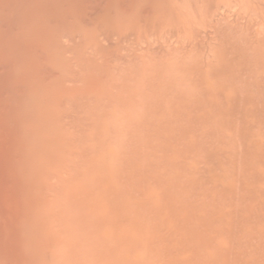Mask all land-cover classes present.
<instances>
[{"label": "bare ground", "instance_id": "6f19581e", "mask_svg": "<svg viewBox=\"0 0 264 264\" xmlns=\"http://www.w3.org/2000/svg\"><path fill=\"white\" fill-rule=\"evenodd\" d=\"M248 2L253 7V8L251 7L252 9H254V7H256V6H257V8L258 7L261 8L264 5V2H263V5H261V7H260V4H262V0H261V2H260V0H259V2H257V0H0V264H81L80 260L82 259V257L80 258L78 256H79V253L82 252V250H81V247H79V246L81 244L82 245L88 244L90 239H88L89 237L86 235L85 229L84 230L82 229V227L84 228V223L81 220H80V224L77 223L78 224L77 226H79L78 229H77L76 225H75L76 229L75 228L72 229L74 227V224L72 227L71 215H72V218H74L73 217L74 216L73 211L75 209L73 210L72 207L69 208V205L67 204V203H69L68 200H69V198H71V195L73 193L74 194L78 193L77 188H74V187L77 186V184L79 187V185H80L79 182L81 183V185L83 183V186H84V188H82V190L79 189L80 193H82L81 191H83L84 189L86 191L87 188L88 189H89V187L92 188L90 186V183L92 181L96 186V183H98L102 179L100 181L101 182L100 186L96 187L97 188L96 192H94L95 188H93L94 191H93L92 196L95 198V197H97V195H95V193L98 194V192L105 193L106 191L107 192L109 191V195L106 193L107 196L105 197L104 200L98 201V197L100 200L99 194H98V197L95 198V199H97L96 201H95V199H94V201L92 200L93 198L90 194L87 195L88 197L84 196V197H86L85 199L83 197H81V198L83 200H85L84 202H87V201L92 202V203L90 202L91 205L87 206V207H91L92 210L96 206L99 209L100 205H101V210L99 209L101 212H102V208H103V210L107 211V214L109 212V214H108L109 216H107L105 211L102 212V214H101L100 212H98V209L96 212V208L94 211H89L91 208L87 209L89 212H92V213L94 212V214L91 215L92 217L94 215H96L97 213H99V216H100V214L102 216L104 213L105 218L100 216V219L103 218L102 220H104V221L106 219V222L108 224L105 223L104 227L102 226L103 229L105 228V226L107 224L106 228L110 227V225H111L113 227V230H114L113 235H111L112 230H111V233L108 235L109 238L112 237L114 240L111 238L112 241L111 242L109 240L108 241L113 244V247L115 245L118 246L117 243L120 245V242H119L120 240L118 241L116 239L118 237H121V239L123 240L122 237L125 235V232H123L124 235L121 236L122 232L120 230L117 231L115 229L120 227L121 222L123 221V219L126 220L128 215H126V218L123 217V216H125L126 212H124V210H122L120 208L121 205L119 204V201H118L117 192L120 191L119 195L121 197H123V193L120 190V186H122L123 184L121 185V183L118 182L119 178H120L118 176L122 174L123 170H121V168L119 169V167H121L122 164H120V163L123 162V159L126 160V163L129 162L125 158L127 157V158L131 159L130 158L131 154L130 155L128 154L129 157L126 154L124 156V154L121 152H118V154H116L117 148L114 147L115 145L113 144L115 141L112 143V146L114 147L116 153L114 151V153L111 154V152L109 153L108 149L106 148L108 146L111 147L110 146L111 142L109 143V141L107 140L108 143H106V144L108 146H105L104 140H106V138H104V134H105V137H108L109 135L112 136L111 133L113 131L111 130V126H113L112 122L114 123L115 120L112 121V114H110V112H112L114 110V108L113 109L110 108V110H109V108H105L103 106V101L106 103L108 101V99H110V101L113 99L112 103H115L114 105L118 104L119 102L121 103L120 105H122L121 101H124V97L122 98V95H121V98H120V95L119 96L116 95L118 93L121 94V92L118 89L121 87H117L116 81H118V82L121 81V76H122L121 74L122 73L124 74V71H125V70L124 71L118 70L119 63L123 62L124 64L125 63L127 64L128 62L131 63L132 61H135L136 58H135V55H133L134 52H137L136 53V56H138L137 60L139 59V62H140V57H141L140 55H141V52H143V49H142L143 43H144V46L147 45L146 49H144L145 53L143 52L144 55L142 53V55L145 57L144 61L147 58L149 59L150 57L147 56L148 52L146 50H150V52H151L154 50V48L155 49H156V47L159 48L161 43H162V45H164L165 42H167V43L170 42V44H171V42L176 43V41H177V43H178V39H179L178 37L181 38V36H182V38H184L182 32L183 31L185 32V30L188 29V27H191V24H192V27L195 26L196 29L195 28H193L194 30L188 29L190 31H188V33L187 34L185 33V34H186V37H187V35H189V37H187V39L189 38V40L184 38L185 40L184 39L183 40L185 41V43H186V41H187V43H188V41H193L192 38H194L193 35H194L195 31H196L195 34L198 31L200 33L201 30H202V32L204 31L203 36L205 38L208 35L207 33L209 32V29L213 27L210 25L208 27V24H207L208 21H209L208 23L211 22L210 24L214 25V23H212V22L215 21V19L213 18L215 16V17H217L216 20L219 19V21H220V22H218V21L215 22L216 26L218 25L219 28L220 27L225 28L226 23L228 21H231V23H232V19L229 18L230 20L225 21L224 17L226 18L227 15H229V17H231L232 14L236 15L237 9H238V12L240 11V9L243 10L245 7V4L248 5L247 4ZM256 2H257V4H259V6L255 5ZM199 4H200V7H198ZM199 8H201L200 12L198 11L199 15H201L203 20H208L206 22L205 21L203 22V20H202L201 24L199 22V27L201 26L200 28L196 27V25H195L196 22L195 23L193 22L195 18H198V15L194 18L192 16L193 21L192 20L191 21L193 23H191V24L189 22L190 19H187L188 18L187 16L191 15L188 13L198 14L197 10H199ZM246 8H247V6H246ZM249 8H250V6H249ZM252 9H246V11L252 10ZM258 11H259V15H260V13H262L261 15H263V17H259L260 18L259 21H261V18H264V7H263V10H261V12H260V10H258ZM254 12H256V10ZM239 13H237V16H236L237 18H238ZM245 15L247 16V14H245ZM245 15L243 17L242 12H241L240 13V17L242 16L241 19H243V20L250 19V16H251L250 14H249V18L248 17L246 18ZM253 15H255V14L253 13ZM257 15H258V12H257ZM219 16L223 17L225 24H223V22L221 21L222 18L221 17L219 18ZM240 17H239V20H241ZM253 17L251 16V18H253ZM200 18H199V20H200ZM232 18H233V20H235L234 17H232ZM239 20L236 19L238 24H239ZM255 20L256 19H254V21ZM257 20H256V22H257ZM254 21H251V22H254ZM187 22H188V27H187ZM221 22H222L223 26H222ZM203 23H204V26H205V24H207L206 26L209 28V29L207 28L208 31L205 28L206 26L203 27L206 30L202 29ZM235 23H234V26H235ZM245 23L247 24V22H244V24ZM256 24L262 26L261 25L262 23L257 22ZM253 25L255 26V23ZM263 25H264V22H263ZM197 26H198V23H197ZM183 27L185 28V30L182 29ZM214 29H215V27L212 28L213 33H211V31H210L209 35L214 34V32L216 31V30L214 31ZM227 29H229V28H226L225 30L227 31ZM220 30H224V29H220ZM225 30H224V32L222 31L223 34L226 33ZM231 30H232V28H230L229 34H231ZM234 30H235V28H234ZM261 30H263V29H261ZM219 31H217V32H219ZM222 32L218 33L217 35L222 34ZM205 34H206V36H205ZM223 34L221 36H218L219 39L222 38L220 40L221 42H222V40L224 41V37H223L224 35ZM227 34H228V32L226 33V36H227ZM234 34H236V33H234ZM237 35L239 37V33ZM198 36L199 35L195 36L197 38V39L195 38L196 41L200 42L201 39L202 40L204 39L203 37L201 38L202 35L200 36L201 39H198ZM214 36H215V38H217L216 35H214ZM214 36L213 37L211 36L212 41L214 40ZM226 36H225V42H228V40H229V43H230L231 40L230 39L227 40ZM240 36L245 38V36H243L242 34H240ZM257 37H258V35H257ZM259 37H261V36H259ZM211 39L208 38V40H207L208 43L210 42ZM261 39L259 41H261ZM183 40H182V42L184 43ZM239 41H240V39H239ZM180 42H181V40L179 41V44H180ZM198 42H196V43H198ZM214 42H215V40H214ZM225 42H223V43H225ZM135 43H136V46H135ZM150 43L153 44L152 47L150 46L151 48L148 47L149 45H151ZM154 43H155V45H154ZM157 43L159 46H157ZM192 43H194V42H192ZM131 45H134V46H131ZM186 46H188V45H186ZM190 46H191V44H190ZM130 47H131V49H130ZM165 47H167V46H165ZM178 47H180V45H178ZM133 48H135L137 51H135ZM169 48L171 49L170 45H169ZM169 48H167V50ZM177 48L175 47V50ZM129 50L130 51L134 50V51L130 52V54L132 53L131 56L129 55ZM138 50H140V51H138ZM156 51H158V50L156 49ZM172 51L173 50H171V53H172ZM177 51H179V50L177 49ZM138 52L140 53V55L138 54ZM146 52H147V54H146ZM154 53L155 54L153 56L156 57V52H154ZM150 54H152V53H150ZM150 54H148V55L150 56ZM165 54L167 55V53H165ZM195 54L193 55V58H194ZM177 55H178V53H177ZM129 56H130V58L133 56L131 58V60H130ZM143 56L141 57V59H143ZM127 58H129L128 62H127ZM151 58H150V60H151ZM133 59H135V60H133ZM154 60H153V62H154ZM141 61L143 62V60H141ZM179 61H181V60L179 59ZM194 61L197 62L196 59ZM153 62L151 60V63H153ZM158 62H159V60H158ZM137 63H138V61H137ZM186 63L188 64V62H186ZM124 64L122 65L123 67L120 64L119 66H121V67H119V68L125 69L124 66H126V65H124ZM128 64H127V66H128ZM133 64H136V61ZM129 65L131 66V64H129ZM152 65L154 66V64H152ZM172 65H173V63H172ZM197 65H198V62H197ZM116 66H117V68H116ZM127 66H126V68H127ZM135 66H136V68H138L137 65H135ZM193 66H195V65H193ZM132 67H129V68L131 69ZM139 67H140V65H139ZM198 67H200V66H198ZM134 68L135 67H133L132 70H134ZM194 68L197 69V67H194ZM115 69L117 72H122V73L121 74L117 73L116 71H114ZM141 69L143 70L145 68H143L141 66ZM198 69H200V68H198ZM166 70H167V68H166ZM188 71H185V72H188ZM112 72L119 74L120 77L117 74H115L114 76L117 75L115 78L112 75ZM141 72H143V71H141ZM208 72H210V71H208ZM199 73H200V71H199ZM192 74L194 75L195 73H192ZM130 75H132V74L130 73ZM133 75H132V77H133ZM111 76H113L114 79H116V81L113 80V77H111ZM142 76L143 75H141V77ZM127 77H128V75H127ZM190 77H191V75H190ZM119 78H120V80H119ZM129 78L128 79L131 80V76ZM170 78H171V76H170ZM110 79H112L113 84H115L114 82H116V84H115L116 87H114L113 84L111 85ZM132 79H134V78H132ZM146 79H148V78H146ZM173 79L176 80V78H173ZM192 79H193V77H192ZM125 80L126 81H124L122 79V81L120 82V84H118V86H122L123 81H124L123 83L127 84L128 81H127V79H125ZM194 80H196V78ZM191 83H192V81H191ZM152 85H153V82H152ZM219 86H221V85H219ZM126 87H128V86H126ZM130 87H131V85H130ZM174 87H175V85H174ZM217 87H218V85H217ZM217 87H216V89H217ZM114 88L116 89V92H115ZM192 88H193V85H192ZM214 88H212V89L214 90ZM122 89H123V86H122ZM122 89H121V91L123 92ZM218 89H219V87H218ZM117 90H118V93H117ZM131 91H132V89H131ZM224 92L225 91H223V93ZM223 93H221V94L223 95ZM136 94H137V92H136ZM111 95H112V98H111ZM175 95H177V94L175 93ZM127 96H129V95H127ZM133 96H134V94H133ZM171 96L173 97V94ZM115 97L118 98V101H117V98H115ZM141 97H143V96H141ZM114 98L116 101L114 100ZM165 98H166V96H165ZM170 98H169V101H170ZM130 99L131 98L128 99V104L125 103V105H124V103H123V108L125 111H127L125 107L127 105L131 104ZM146 100H147V98H146ZM137 102L140 105V103H139L140 101L137 100ZM137 102H136V104H137ZM101 103H102V107H101ZM144 104H145V102H144ZM139 105H138V107H139ZM146 105H147V103H146ZM96 107H98L99 110ZM121 107L122 106H120V108ZM95 108L97 110H95ZM127 108L129 109V106H127ZM131 108L133 109L134 107H131ZM175 108H176V106H175ZM167 109L168 108H166V110ZM170 109H171V107H170ZM219 109H221V108H219ZM101 110H103V111H101ZM108 110L110 112H108ZM124 110L123 109L121 110L122 114H125ZM225 110L224 109L222 110L223 111L222 115L224 114ZM96 111H97V113H96ZM98 111H101L100 114L98 113ZM118 111H119V109H116V111H115L116 115H117ZM130 111H131V109H130ZM140 111L142 112V110H140ZM167 111H169V110H167ZM220 111H219V114H220ZM159 112H161V111L159 110ZM108 113L110 116L108 115ZM119 113H120V111H119ZM225 113L227 115V112H225ZM96 114L98 116H95ZM104 115H105V117H103ZM106 115H108V117H109V118L107 117V119L109 120L108 122H110V124L108 122H106L107 121ZM114 115H115V113H114ZM123 117H125V115ZM93 118L95 121H93L94 123L92 124ZM102 118H103V120H105V121H103L104 123L98 122V124H100V126H97L98 128H100L101 123H103L102 128H100L101 130L99 129L100 130L99 131L98 128L95 126L97 131L95 129H93V132L89 131L91 124L95 125L96 120L100 121V120H102ZM110 118H111V120H110ZM124 119L125 118H123V121H124ZM137 119L139 121H141V118L139 115H137ZM153 119H155V118H153ZM157 120H155V122ZM125 121H126V119H125ZM118 122H120V121H118ZM252 122H253V120H252ZM105 123L106 124L108 123L106 129L110 125V128H108V130L110 129L109 131H111V133H108L109 131H106L104 129L103 126L105 125ZM146 123H144V124H146ZM122 124L123 123H121V122H120V124L118 123L119 126ZM114 125H117L116 122L114 123ZM126 126H127V124H126ZM146 126H147V124H146ZM114 127L116 128V126H114ZM132 128H134V127H132ZM104 130L106 131L107 134L105 132H103ZM117 130L120 131L119 129H117ZM122 130H123V127H122ZM122 130L120 132H122ZM100 132H102V133H100ZM115 132H116V130H115ZM136 132H138V131H136ZM246 133H247V131H246ZM246 133L244 135L247 138L250 136V134H246ZM117 134L119 135L121 133H117ZM129 134H130V132H129ZM254 134H255V132L253 133V135ZM253 135H252V138H255V137H253ZM111 136H109L110 138L109 137L107 138V139H110V141L112 140L113 137H117V135L112 136V137ZM250 137L247 139L250 140ZM103 138H104V140L102 142L101 140ZM120 138H123V136H121ZM89 139H93V140H90L91 141L90 142ZM117 139L118 138H116V139L114 138V140H117ZM132 139H133V141L130 144L133 145V142L135 141V139L134 138H132ZM137 140H139V138ZM92 143H93V145L91 146ZM102 143H104V145ZM116 143H118V142H116ZM123 143H126V142H123ZM134 143L136 145V142H134ZM96 144H97L98 148L100 147L99 151L94 150V147ZM100 144H102V146ZM119 145H122L121 141H120ZM245 145H247V144H245ZM85 146L87 147V149L85 148ZM89 146L91 148H89ZM103 146L106 148L105 150H104V148H102ZM151 146H152V144H151ZM254 146H252V147H254ZM83 147L85 148V152H84ZM97 147H95V148L98 149ZM250 147H251V145H250ZM88 148L91 151V153H88L89 152ZM129 148L130 147H128V149ZM140 148H141V145H140ZM144 148H145V146H144ZM258 148L259 147H257L256 149H258ZM263 148H261V149H263ZM106 150L108 152V158H109L107 162H106V160H107L106 159L107 158ZM252 150H255V149L252 148ZM86 151L89 155L88 156L89 159H91L90 162H89L88 157L86 156L87 155ZM263 151H264V149H263ZM95 152L96 153L98 152L99 154L95 155L96 154ZM127 152H129V151H127ZM179 152H180V150H179ZM259 152L260 151L257 150L256 155L258 157L261 154ZM252 153H254V152H252ZM91 154H93V155L90 158ZM115 154H116V159L114 157ZM248 154H249V151H248ZM83 155H85L84 156L85 159L87 157V159H86L87 163H86V161H83ZM109 155H111V156L109 157ZM119 156L120 157L124 156V158L122 159V157H121V159H120ZM139 156L140 155H138V157ZM117 158L119 159V161ZM210 158H212L214 160L213 156L209 157V159ZM261 158H263V156ZM212 159H210L211 163L213 162ZM215 159H218V157H215ZM253 159H254V157H253ZM109 160H112V161L115 160L114 163H117L116 165L119 164L118 166H116L117 168H115V171L111 169L112 168L111 166H109L108 163H110V165H112L111 162H109ZM139 160L143 161L142 159H139ZM149 160L150 159H148V161ZM260 160L263 161L264 159H260ZM78 161L80 162V164L83 161V163H82L83 167H82V165H79V167H78V165H77L79 163ZM136 161H137V157H136ZM214 161H216V160H214ZM252 161H254V160H252ZM84 162H85V164H84ZM133 163H135V162H133ZM261 163H264V161ZM106 164H108V166ZM212 164L214 165V163H212ZM86 165H87V167H86ZM252 165H254V164H252ZM137 166H138V163L136 165V169H137ZM89 167H92V168L89 169ZM250 167L252 168V166H250ZM259 167H261L263 170L262 166H259ZM81 168H82V174L79 171L80 176L84 178L83 175L87 174V178H84V180L87 179V180H85V182H83V179H80L81 178L80 176L78 178V176H76V174H75V172H78L77 170H81ZM177 168H179V167L177 166ZM83 169H84V171L86 170L84 174H83ZM109 169H111V170H109ZM113 169H114V167H113ZM129 169L130 168L127 169V172L129 171ZM132 169H133V171L135 170V168H133V166H132ZM139 169H140V166H139ZM91 170H93V172ZM116 170H118V172H120L119 170H121L122 172L120 174H118L116 172ZM125 170L126 169H124V171ZM176 170L177 169H175V172H176ZM218 170H219V168H218ZM112 171L116 172V174L115 173H113V174H115L114 176L116 177V179L118 177L117 181H116L115 177L113 178V176H111V177L109 176L110 174H112ZM252 171H253V169H252ZM254 171L255 172L257 171L256 173H259L258 170H255V168H254ZM148 172H149V169H148ZM171 172H172V170H171ZM218 172H220V171H218ZM108 173H110V174H108ZM89 174H90V176H88ZM209 174H211V173H209ZM209 174H208V176H209ZM136 175H138V174H136ZM136 175H134L135 178H136ZM145 175H146L145 176V179H146L147 174H145ZM170 175L173 176L174 172H173V175L172 174H170ZM260 175H261V173L259 174V176ZM262 175H264V174H262ZM92 176H94L95 179ZM175 176H176V173H175ZM254 176L257 177V174L253 173L252 177L254 178ZM97 177H98V179H97ZM131 177H132V175H131ZM134 177H132V178L135 180ZM152 177H154V175ZM234 177H233V181L230 179L232 181L231 184H233V182H234V179H235ZM77 178H78L79 182L77 181ZM108 178H109V180H108ZM123 178L125 179L126 177H123ZM143 178H144V173H143L142 179ZM259 178L261 180L262 177H259ZM88 179L90 180V182L88 181ZM142 179H141V181H142ZM145 179H144V181H145ZM211 179L212 178L210 177V180ZM227 179H229V178H227ZM75 180H76V182H75L76 184L74 183ZM207 180H208V177H207ZM256 180H258L260 182V180L258 178H256ZM262 180H264V178ZM94 181H96V182H94ZM111 181H112V183L116 182V184L112 185ZM214 181H216V180H214ZM70 182H71V184H70ZM87 182H89V187L86 188L85 185L86 186L88 185ZM117 182L119 183L120 186L117 185ZM134 182H136V180ZM216 182H218V180ZM222 182H224V181H221L219 183H222ZM248 182H249V180H248ZM248 182H246V185ZM84 183H85V185H84ZM93 183H92V185H93ZM189 183H191V182H189ZM256 183H257V181H256ZM69 184L71 186L73 185V187L69 186L73 191L72 190H71L72 192L70 191L71 195H69V198L66 201L64 195L67 196L68 194H70L69 189H68ZM74 184H75V186H74ZM81 185H80V188H81ZM156 185H157V183H156ZM195 185H197V184H195ZM224 185H226V184H224ZM260 185L258 186V188L260 187ZM112 186H114V187H112ZM248 186H249V183H248ZM252 186H255V184ZM115 187H116V189H115ZM151 187H152V184H151ZM159 187H160V185H159ZM246 187H245V190L250 189V188L247 189ZM66 188H67V191H66ZM149 188L150 187L147 188L148 192L150 191ZM117 189H119V190H117ZM262 189H263V187H262ZM76 190H77V192H76ZM260 190H261V187H260ZM89 191L87 190L86 193H88ZM125 191H126V189H125ZM147 191H145L146 195L148 193ZM155 191H156V189H155ZM155 191H154V194H156ZM126 192H128V190ZM255 192L257 193V190ZM262 192H264V191H262ZM66 193H67V195H66ZM91 193H92V191H91ZM154 194H153V196H154ZM83 195H85V192H83ZM149 195H150V193H149ZM74 196L76 197V195H74ZM153 196L151 194L150 198ZM166 196H168V195L166 194ZM89 197H91V200H89ZM101 197H102V195H101ZM103 197H104V195H103ZM124 197H127V194H124ZM134 197L136 198L137 195H135ZM81 198L80 199L76 198V199H79V201H80ZM139 198H141L140 199L141 202L140 203L135 202V204H139L140 208H142V206L140 204L142 202H144V201H142V198H145V196L143 197V196L139 195ZM154 198H156V197H154ZM128 199L133 200L132 195H131V198H128ZM151 199H150V203H151ZM163 199H164V197H163ZM251 199H252L251 201L253 202V198H251ZM70 200L72 203V199H70ZM147 200L145 198V201H147ZM157 200H158V198H157ZM163 201H166V200L164 199ZM65 202H67V203H65ZM99 202H101V203H99ZM257 202H259V201L257 200ZM96 203L98 205L99 204L100 205L98 206ZM131 203H127L128 206H126V203H125V205L123 206L124 209H126V207H127L128 212H129V210H131L129 207V205ZM146 203H148V202H146ZM146 203H145V205H146ZM72 204L75 205L74 203H72ZM88 204H85L84 209L86 208V205H88ZM132 204H134V202ZM132 204H131V206H132ZM151 204L154 207V203L152 202ZM142 205H144V204H142ZM165 205H166V203H165ZM262 205H263V203H262ZM262 205H261V207H262ZM77 206L81 207L80 204L79 205L76 204V207L74 206V208H77ZM148 206H149V204H148ZM257 206H259V205H257ZM174 207H175V205H174ZM261 207H259V208H261ZM149 208L150 207H148V209ZM165 208H167V207H165ZM203 208H205V207H203ZM77 209H79V208H77ZM153 209L152 210L154 211V213H152V215L153 214L156 215V213H155L156 208L154 207ZM175 209H177V208H175ZM179 209H182V207ZM252 209H253V207H252ZM143 210H144V208H142V211ZM161 210L162 209L160 207V211ZM71 211H72V214H71ZM80 211H81V209H79V212ZM157 211H159V210H157ZM160 211H159V213H161ZM195 211H197V210H195ZM205 211L206 210L203 209V213H204L203 216L204 217L206 215ZM248 211H249V209H247V212ZM258 211H259V209H258ZM76 212L77 211H75V213ZM121 212H124V213H121ZM145 212H146V210H145ZM162 212H163V210H162ZM176 212H174V210H173V212L171 211V214L175 215ZM188 212L189 211L187 210V213ZM215 212H218V211H215ZM223 212L225 213V211H223ZM80 213L77 212V217H78V215H81ZM260 213H258L259 216L257 218L259 220L260 215H262V218L260 217V219L263 220L264 207H263V212L261 214ZM83 214L84 213L82 212V215ZM86 214H88V213L86 212ZM122 214H123V216H122ZM138 214H140V213H138ZM196 214L200 215V213H196ZM211 214H213V213H211ZM253 214H256V213H253ZM88 215L90 216V214H88ZM149 215H150V213H149ZM172 215L170 218L169 217L170 213H167L168 218L171 219L170 224L172 222H174ZM178 215H181V212L178 213ZM178 215H176L177 217L175 216L176 220H177V218H181V217H178ZM217 215H219V212H218V214L216 213V217H217ZM99 216L97 215L98 218H99ZM129 216H128L127 220H128V223H129L128 225L130 226V228H132V225H134V223H136V225L133 227L134 229L132 231L135 232V228H136V232H138V231H139V233L142 232V235H143V233L145 231V230H143L144 229L143 227L146 228L147 225L144 226L143 223H141L139 225L141 218L138 219L139 223H138V220L134 221V219H131V220H133V224L131 223L132 225H130L131 221H130ZM160 216L162 217V214H160ZM209 216L210 215H208V217ZM97 217L94 216V220H93V218H91L92 220L89 218L91 225H90V223L89 224L86 223V225L88 224V225L92 226V224L94 223L93 221H95ZM151 217L152 216H150V218ZM158 217H159V215H158ZM194 217H195V215H194ZM204 217H203V219L201 218V220H204V222L206 223ZM253 217H254V215H253ZM142 218H143V216H142ZM146 218L147 217H145V220H146ZM209 218H212V217L210 216ZM221 218L223 219L224 217H221ZM74 219H76V218H74ZM100 219H97V220L99 222H102V220H100ZM151 219L153 220L154 217ZM184 219H186V216ZM249 219H252V218H249V216H248V219H247V217H246V221H249ZM85 220H86V222H88L87 218ZM160 220L162 221V219H160ZM241 220H242V218H241ZM252 220L256 221V217H255V219H252ZM252 220H250V221H252ZM75 221L76 222L79 221V217ZM141 221H143V219ZM154 221H155V219H154ZM165 221L163 222V224L165 223ZM182 221L185 222V220H182ZM216 221L219 222L217 220V218H215V219L213 218V221L208 220V222H211V223L213 222V224H215ZM76 222H74V223H76ZM99 222L96 221V223L98 225H99ZM124 222H126V221H124ZM124 222L122 223L124 225V227H123V225H121V226L125 230V225H127V224ZM167 222H168V220H167ZM220 222H222V221H220ZM223 222H222V224H220V226L224 225ZM259 222L257 221L256 223L259 224ZM81 223H83V224H81ZM146 223H147V221H146ZM203 223H202V225H203ZM224 223H226V222H224ZM100 224L103 225L102 223H100ZM137 224H138V226H137ZM160 224H161V222H160ZM160 224L159 225L157 224L155 226V230L157 231V233H155V234L161 233V231L158 233V228H159L158 226H160ZM170 224L168 223V225H170ZM198 224H200V223H198ZM226 224H228V223H226ZM242 224H244V220H243ZM94 225H96V224L94 223ZM98 225L93 226L96 229L94 234H96L98 232L97 231ZM174 225L176 227V225H178V224L174 223ZM229 225L231 227V223ZM129 226H127V231H128ZM139 226H142L141 227L142 231H140L141 230L140 228L138 229ZM171 226H173V224H171ZM215 226L213 225V227H211V229L213 228L216 231L217 229L215 228ZM244 226H245V224H244ZM260 226H264V223ZM100 227L101 226L99 225L98 229L100 232H98V235L97 234L94 235V236H98L97 238H100V239L97 240L95 237V240L94 239L93 240H94V242L100 240V242H102V246H101V248H102L103 245H106L108 243V241L102 238L103 235L101 233ZM112 227H110V228L112 229ZM152 227H153V224H152ZM160 227H162V226H160ZM255 227H258V226H255ZM130 228H129V231H130ZM251 228L252 227H250L249 229H251ZM147 229H148V227H147ZM166 229H168V226ZM194 229H196V228H194ZM227 229H228V227H227ZM246 229L247 228H244V231ZM72 230L73 231L75 230L74 231L75 234L77 233V230H79L78 233H81L82 231H84L85 236H86L84 238L88 239L89 241L86 240V242H85L84 238L82 237V236H84V234H83L84 232H82L81 235H79L77 233L76 234L78 236L77 237L75 234H73ZM168 230L170 233V229H168ZM175 230L176 229H174V232H175V234H177V231H175ZM179 230H181L180 227L178 229V232H179ZM214 230H213V233L215 234ZM223 231H224V229H223ZM237 231H238V229H237ZM240 231H242V233H243V230H240ZM252 231L254 234L253 237L255 236V238H254L255 240H253V241H256V239H257L260 242V244H262L263 242L261 243V241L259 240L261 235H259V238H258V236L255 235L258 232L255 230L256 231V233H255L254 229H252ZM115 232L116 233L118 232V235H116ZM174 232H172L171 237L175 236ZM183 232L181 233V235H183V236H185L187 234L189 235V233L183 234ZM185 232H187V231L185 230ZM227 232H228V230H227ZM229 232H230V230H229ZM231 232H233V231H231ZM262 232H263V230L261 231L260 234H262ZM99 233L101 234V236H99ZM163 233L165 234L166 232L163 231ZM180 233H178L179 238H180ZM225 233H226V229H225ZM132 234H133L132 232H131V235H129L127 233L128 237L129 236H131V237L125 239L124 241L126 242V240H128L127 241V243H128L129 240H131L130 242L132 243L133 242L132 239H134V241H137V240H139V237L141 238V236L136 233L138 235V239L136 240L135 237L133 238L134 235H132ZM161 234H159L158 237H160V236L163 237V235H161ZM236 234L237 233H235V235ZM243 235L240 236L241 242L238 241V238H236L237 241L239 243H241V246L239 247L240 251L243 248L242 246L245 243L248 244V242L250 240L252 243V239H249V241H246L247 240V239H245L246 234H243ZM146 236H147V233H146ZM150 236L151 235H149L148 238ZM153 236L155 238V235H153ZM216 237L219 238L220 235L216 236ZM248 237H251V236L248 235ZM81 238H83V239H81ZM104 238H107V236L106 237L104 236ZM109 238H107V239H109ZM151 238H149V239L151 240ZM165 238H166V240L170 239V236H168V233H167V236ZM174 238H176V236ZM223 238H225V237H223ZM223 238L221 237V240ZM242 238H243V240L245 239V241H244L245 243L243 242V244H242V241H243ZM263 238H264V233H263ZM118 239H120V238H118ZM145 239L147 240V243L145 241H144L145 244H143V242H139V243L143 244L144 246L149 243L148 244L149 246L148 245L147 246L149 247V250L151 251L150 244L153 241L148 242L149 240L147 238H145ZM184 239L186 240V237H184ZM184 239H182V241ZM187 239H189V238L187 237ZM227 239L229 240V238H227ZM83 240H84V242H83ZM157 240L158 239H156V241ZM170 240L172 242V239H170ZM79 241H81V243ZM103 241H104V243H103ZM106 241H107V243H106ZM114 241H117V242H114ZM186 241H187V245H188V240H186ZM196 241L198 242L197 237H196ZM262 241H263V239H262ZM160 242H161V240H160ZM162 242H164V241H162ZM178 242L179 241L175 240L176 244H178ZM190 242L191 241H189V244H190ZM207 242L205 241L204 243H207ZM114 243H115V245H114ZM139 243L136 244V242H135V244H134V242H133L134 250H135L136 245L141 246ZM181 243L182 242H179L180 245H182ZM201 243H203V242H201ZM90 244H93V241L91 243H89V245ZM153 244H155V243H153ZM165 244H166V242H165ZM167 244H168L167 246H170L168 241H167ZM173 244H174V242H173ZM173 244H172V247H173ZM235 244H236V246L238 245L237 243H235ZM252 244H253L252 247H254L255 246L254 242ZM85 245H84V247L86 248V251L89 252V254L87 256H89L93 252V256L96 257L98 254V257H96V258H99V253H97V252H95L96 254L94 253V251L99 250L98 249L99 246L97 247L96 243H95L96 248H94V249L92 248V250H93L92 252L90 251V249H87V248H90L91 245L90 246L86 245L87 247ZM190 245H192V244H190ZM209 245H210V243H209ZM256 245H257V241H256ZM110 246H112V245H110ZM137 246H136V249H137ZM179 246L177 249H175L177 247V245L175 247H173L176 254H179L180 252L184 256H186L185 255L186 253L191 254L189 249H188V252L186 251V253L184 254L183 251L181 250L182 248H180ZM249 246H251V245L250 244L248 245V248H249L248 249L247 246L244 245V248L246 247L245 252H246V249H248V250H250V253H251V251L253 249L250 248ZM129 247H130V249H129ZM154 247L155 246H152V248H154ZM82 248H83V246H82ZM110 248L107 247V249H110ZM132 248L133 247L130 246V244H129V246H127V251H128L127 252L125 250L126 246H124L123 247L124 253L122 252V254L128 253V254H130V258H131V255H133V253L135 254V251H133ZM147 248H145V250ZM164 248L167 251V247L164 246ZM218 248H219V250H217ZM218 248L216 249L217 251L215 250L216 254H218V257H223V254L220 253V250L222 251L223 247L219 246ZM84 249H83V253L85 254L86 251ZM102 249L100 250V253H101L100 257L102 255L103 258L101 257L99 259H101V262H104L103 259L105 257L103 256L104 254L102 252L103 251ZM116 249H118V248H114V250H116ZM178 249H179V251L181 250L179 253H178ZM254 249H256V248H254ZM79 250H81V251L79 252ZM131 250H132V252H131ZM157 250H158V248H157ZM225 250L226 249L224 247V250H223L224 254L226 253ZM230 250H231V248H230ZM243 250H242V253H243ZM111 251L112 250L110 249L109 252L112 253ZM147 251H148V249H147ZM255 251L256 250H254V252L253 251L252 252L257 253ZM261 251H263V250H261ZM145 252H143V253L140 252L141 257H142V255L149 253V252L148 253H145ZM162 252H164L163 249H162ZM171 252H172V250H171ZM171 252H170V254H171ZM114 253L116 255L119 254L117 251H113V254ZM219 253H220V255L222 254V256H220ZM253 253H251V255ZM170 254L168 256L165 253V255L168 257V259H172L173 261H175L172 258L174 253L171 254V256H170ZM180 254H179L180 258L178 255H176L180 259V260L178 259L177 262L178 261L181 262V260L184 257L183 256L181 258L182 255H180ZM193 254H194V252H193ZM245 254H246L245 256H247V254H249V253L247 252ZM213 255H214V252H213ZM243 255L244 254H242V256H241L242 259H243ZM249 255L247 256V258L249 257ZM254 255L256 256V254H254ZM259 255H261V253H259ZM263 255H264V253L262 254V256ZM80 256H82V255L80 254ZM93 256H92V254H91V256H89L92 259V260L90 259V261L93 264H95V263L101 264V263H98V260L95 259V257H93ZM262 256L260 257L261 259L256 258L257 262L256 261L254 262L252 259V264H264V256L263 257ZM84 257L86 258V255ZM111 257L114 258V256H111ZM119 257L121 259L120 254L118 255V259H119ZM133 257L134 256H132V258ZM167 257H166V259H167ZM173 257H175V255ZM192 257L193 256L191 254V258ZM214 257H215V259H217L216 255L213 256V258ZM225 257L226 256H224L223 258L225 259ZM85 258H83V261L85 260ZM123 258H124V256H123ZM160 258H161V256H160ZM164 258H163V260H164ZM186 258L188 259V256H186ZM210 258H212V257H210ZM250 258H248V259H250ZM88 259L89 258H87V260L84 261L86 264L91 263ZM118 259H117V261H118ZM120 259H119V261H120ZM138 259L140 260V258H137V260ZM175 259H176V257H175ZM184 259H185V257H184ZM187 259H185V260L187 261V264H189ZM95 260H97V261L95 262ZM127 260H126V263L129 264L130 262L128 263ZM133 260H134V263H133V261H132V263L137 264V263H135L137 260L135 261L134 258H133ZM142 260L143 259L141 258V261H137L138 264H140L142 262ZM149 260H150V258L148 259V261ZM212 260L213 259H211V261ZM218 260L219 259H217V261ZM245 260H246V258H245ZM87 261H89V262L87 263ZM112 261H114V260H112ZM115 261H116V259H115ZM115 261L113 262L114 264H119V263H116L117 261L116 262ZM220 261H221V259H220ZM122 262H124L123 259H122ZM122 262H121V264H122ZM145 262L146 263H144V262L143 263L147 264L146 259H145ZM163 262H161V263H163ZM165 262H166V260H165ZM193 262H195V261H193ZM245 262L250 264L251 261H245ZM113 263H111V261H110V264H113ZM195 263H197V262H195ZM195 263H193V264H195ZM236 263H237V261H235V264ZM124 264H125V262H124ZM175 264H177L176 261H175ZM183 264H186V262L185 263L183 262ZM207 264H208V262H207Z\"/></svg>", "mask_w": 264, "mask_h": 264}, {"label": "rangeland", "instance_id": "374dc122", "mask_svg": "<svg viewBox=\"0 0 264 264\" xmlns=\"http://www.w3.org/2000/svg\"><path fill=\"white\" fill-rule=\"evenodd\" d=\"M257 2H259V0H257ZM257 2H256L255 5H258L259 6V4H257ZM260 2H261V0H260ZM263 2L264 1L262 0V4H260V7H261V5H263ZM247 4L248 5L245 4L244 9L243 10L240 9L239 12L240 13L242 12L243 17H244L245 14H247V16L245 15L246 18L247 17L249 18V14L252 17L254 16L253 18L256 19V20L258 19L257 22L258 23H262L261 24L262 26L256 24L257 23L256 20L254 21V19L251 18V16H250V19H245V20L241 19L242 16L240 17V13L238 12V9H237L236 15L235 14H232L233 15L232 16L230 14L231 17H229V15H227L226 16V18L228 17L227 19L224 17L225 21L226 20L228 21V20H230L229 18H231L232 19V23H231V21H228L226 23L225 28H223V27L222 28L221 27L219 28L218 25L216 26V23H215L217 21L220 22L219 19L216 20L217 17H215V16L213 17L212 16L215 19V21L212 22V23H214V25L213 24L211 25L210 24L211 22L208 23L209 22L208 20H203V18L201 17V15H199V12H200V10L202 8L201 7V8H199V10H197V13L198 14L194 13L195 14L194 15L193 13H188V14H191V15H189L190 17L187 16L188 17L187 19H190V21H189L190 24L193 23V22L194 23L196 22V24H195L196 27H199V22L201 24L202 23V20H203V22L204 21L205 22L208 21L207 22L208 27H209V25L215 27L214 31L215 30L216 31L214 32V34L209 35L210 34V31H211V33H213L212 32V28L213 27L209 29L206 26L207 24H205V26H206L205 27L204 26V23H203L202 24V29L204 30L205 28L206 29L208 28L209 29V32L207 33L208 35L206 36V34H205L206 37L204 38V36H203L204 35L203 34L204 31L202 32V30L200 29L201 30L200 33L201 32L202 33L200 34L199 31H198L196 34L199 35L198 36V39H201L203 37L204 38L203 40L201 39L200 42H198V41L195 40V38H196L195 36H197L195 34V32H196L195 31L194 32V35L192 34L193 37H194V38H192L193 41H188V43L186 41V43H185V41H184L185 39L184 38L187 39V37H189V35H187V37H186V34L188 33V31H190L193 28H195V26L192 27V24H191V27H188V22H187V27L190 30H188V29L185 30L184 27L182 28V29L185 30V32L184 31L182 32L184 38H182V36H181V38L178 37L179 38L178 39V43H177V41H176V43H174V42L172 43L171 42L172 45L170 44V42L169 43L165 42L164 45H162V43L161 44L159 43L161 48L160 47L159 48L156 47V49L158 51H156L155 48L153 50L154 52H156V57L153 56L155 54L153 51L150 52V50H146L148 52V54L152 53L149 56L147 54V52H146V54H147L148 57H150V58L152 57L151 58L152 62L155 59L153 63H151L150 58L149 59L147 58L144 61L145 57L143 55L145 53L144 52L145 51L144 49H146V46H147L146 44H145L146 46H144V43H143V47L144 48L141 46L144 53L141 52V55H140V53L138 52V54L141 57L143 56V59H141V57H140V62H139V59L137 60V57H138V56H136V53L137 52H134L133 53V55H135V58H136V60L135 59H133V60L136 61V64H133V63H135V61H132L131 63H129L128 62V59L132 55V53L130 54V52L131 51H134V50L137 51V50L135 48H133L134 50H131V51L129 50V55L130 56H129V58H127V62L129 64H131V66L128 63L127 64H128L129 67H132L134 65L133 66V67H135L134 70H132L133 67L130 69L127 66V64L126 63L124 64L123 62L122 63H119V65L121 64V66H122L124 64V65L127 66V68H126V66H124L125 69H122V68H119L121 66L118 65V70H120V71L121 70L122 71L125 70L126 72L124 71V74L122 72H117L116 69L114 70V71H116L119 74L122 73L121 74L122 75L121 76V81H122V79L124 81H126L125 79H127V81H128L127 84L126 83H123L124 81L122 82L123 89H122V86H118V84H120L121 81L118 82V81H116V79H114V77L116 78V76L117 75L119 76V74H117L115 72L114 73L112 72V75L113 76L115 74H117V75L114 76V77L113 76H111V77H113V80H115L117 82V87H121V88H118L119 91L121 92V94H119L118 93V90H117V93L118 94H116V95H118V96L120 95V98H121V95H122V98L124 97V101H121L122 102V105H120L121 104L120 102L118 104L114 105L115 103H112L113 102V99L111 101H110V99H108V101L106 103L103 101V106L105 108H109V110H110V108H112V109L114 108L115 111H116V109H119L120 113L118 111L119 114L117 113V115H118L117 116L116 115V112L114 110L112 112H110L108 110V112H110V114H112V121L115 120V122H116L117 125H114L115 122L114 123L112 122V124H113V126H111V130L113 131L112 133H111V131H109L110 129L108 130V128H110V125L106 129L107 124L108 123L110 124V122H108L109 120L107 119V117L109 115V113H108V115H106V119H107L106 122H108V123L107 124L105 123V125L103 127H104V129L106 131H109L108 133H111L112 136H116L117 135V137H113L112 138L113 141L112 140L110 141V139H107V138L109 136H111V135H109V136L107 135L108 137H105V134H104V138H106V140H104V138H103L101 141L103 142V140H104L105 146H108L106 144V143H108L107 140L109 141V143L111 142L110 143V146L111 147H109V146H108L109 148L106 147L108 149L109 153L111 152V154L114 153V151H115L114 147H116L117 148L116 149L117 150V153L115 151L116 154H118V152H121V153L124 154V156H125V154L126 155H128V154L129 155L130 154L132 155V156L130 155V158L131 159L133 158L132 160L129 159V158H127V157L125 158L130 163L129 162L126 163V160L123 159L124 156L123 157L121 156L122 159H123V162L120 163L122 165H121V167H119V169L121 168V170H123V172L121 170H119L120 172H118V170H116V172L118 174H120L122 172V174L118 176V177H120L118 182L121 183V185L123 184L122 185L123 187L120 186L118 182H117V185L120 186V190L123 193V197H121L119 195V192L120 191L119 192L116 191V192L118 194L119 204L121 205L120 208L122 210H124V212H126L125 213V216H123V214H122V216L124 218H126V215H128V216L130 215L129 216L130 217V221H131L130 222V225L133 224V220H131V219H134V221H135V220H138V219L141 218L140 219V223H139V220H138L139 225L141 223H143L144 226H146V225L147 226H146V228L143 227L144 228L143 230H145L144 233H143V235H142V232H140V233H139V231L136 232V228H135V232H134L132 230L134 229L133 227L136 225V223H134V225H132V228H130V226L128 225L129 223H128V220H127L128 219V216H127V219L126 220L123 219V221L121 222L120 227L115 229L117 231L120 230L122 233L125 232V235H124V233L123 234L121 233V236L124 235L122 237L123 240L121 239V237H118L120 239L117 238L116 240H118V241L120 240L119 241L120 242V245L117 243L118 246H116L115 243H114V245L116 247L115 246L113 247V244L110 243L113 238L112 237H110V238L108 237V235L111 233V230H112V234L111 235H113V233H114L113 227L109 224L110 227H112V229L110 227L106 228V226H107L108 223L106 222V219H105V221L102 220L103 218H105L104 213H103L104 216L103 215L101 216L102 212L105 211L106 214H107V211L106 210H103V208H102V212H101L100 211L101 210V205L100 204H99L100 205V208H99L100 210L98 209L97 206L94 207L93 210H92L91 207H87V206L91 205L92 202L91 201L84 202L85 200H83L81 198V197H83L85 199L86 197H84V196H87L88 194H90L92 196L93 195V191H94L93 188H95V191L94 192H96V189H97L96 187L100 186V183H101L100 181L102 179L99 182L97 181L99 184L96 183V186H95V184L92 181L90 183V186L92 188L89 187L90 180L88 179V181H89V182H87L88 185L86 186L85 183H84V185H85L86 188L89 187V189L87 188L86 191L84 189L83 191H81L82 193H80V190H82V188H84L83 183L81 185V183L78 180V178L80 176L79 171L82 174V168H81V170H77L78 172H75V174H76V176H78L77 181L81 185V188H80V185L78 187V184H77V186H75L76 180L74 181V183H75L74 184V186H75L74 188H77L79 194L78 193H75V194L73 193L71 195V192L73 190L69 187V186H71L70 185L71 182H70V184L68 185V189H69V192L71 190L72 191L68 195L66 193V195L68 197L65 196V195H64V197H65V200L66 201L68 200L69 195H71V198H69V200H68L69 203H67V202H65V203H67L69 205V208L72 207L73 210L75 209L73 211V214H74L73 217L76 218V219L72 218V215H71L72 227H73V224H74V227L72 229L75 228V225H76V227L78 229L79 226H77V225L80 224V220H81L84 223V228L82 227V229L83 230L85 229L86 235L89 237V238L88 237L87 238L90 239V241L91 240L93 241V244H90L91 245L90 246L89 243H91L92 241L90 242L88 239H85L84 238V237H86L85 236V232L82 231V232H84L83 233L84 236H82V237L84 238L85 242H86V240L89 241L88 244H86V245H89L90 248H87V249H90V251L92 252L93 251L92 248L93 249L96 248V245H97V247L99 246V248H98L99 250L98 251H94V253L95 252L99 253V258H101L102 255L100 257V254H101L100 253V250L103 248L102 249L103 250L102 252L104 254L103 256L105 257L103 259L104 262H101V259L96 258V257H98V254L95 257V256H93V252L91 253L92 256L95 257V259L98 260V263H101V264H110V261H111V263H113L115 261V259L117 261L118 255L120 254L121 255V259L119 257L120 261H119V259H118L119 262L118 261L117 262L115 261L116 263H119V264H121L122 259L125 262V264H127L126 263V260L127 259H128L127 260L128 263L130 262L131 264H133L134 263L133 258L135 259V261L137 260V258H140V260L138 259L137 261H141V258H142L143 260H142V262L140 264L146 263L145 262V259L147 260V264H164V263L165 264H167V263L169 264L170 262L172 264H175V261H176L177 264H180V263L183 264V262L184 263L186 262V264H187V261L185 260V259H187L186 256H188V259L187 260H188V263L189 264L190 263L193 264L195 262H197L195 264H204V263L207 264V262H208V264H235V261H237L236 264H239V263L240 264H245V263L248 264L245 261H251L250 264H252V259L255 262L256 261V258L259 259L262 256V254L264 253V247H263L264 246V238H263V233H264V229L263 228H264V226H260V225H262L264 223V221H263L264 220V217H263V220L260 219V217L262 218V215H260L259 220L257 218L259 216L258 213H260V212L262 213L263 212V207H264V192H262V191H264V180H262L264 178V175H262V174H264V163H261L264 160L263 161L260 160V159H264V155H263L264 154V151H263V149H264L263 148L264 147V37H263L264 36V25H263L264 20L263 19L264 18H261V21H259L260 20L259 17H263V15H261L262 13H260V15H259V11H258V10H260V12H261V10H263L264 5L261 8H259V7L257 8V6H256V7H254V9H252L253 7L251 6V4L249 2ZM246 6H247V8H246ZM249 6H250V8H249ZM198 7H200V4H199ZM246 9H252V10H247L246 11ZM255 10H256V12H254ZM257 12H258V15H257ZM237 13H239L238 18L236 17L237 16ZM253 13L255 15H253ZM197 15H198V18H195L194 21H193L192 16L194 18ZM220 17L222 18L221 21L223 22V24H225L223 17L222 16H219V18ZM232 17H234L235 20H233ZM239 17H240L241 20H239ZM199 18H200L201 21L199 20ZM236 19L239 20V24L236 21ZM251 21H254V22H251ZM222 22H221V24H222ZM244 22H247V24L246 23L244 24ZM197 23H198V26H197ZM234 23H235V26H234ZM254 23H255V26L253 25ZM223 24H222V26H223ZM203 27H205V28H203ZM226 28H229V29H227V31H226L225 30ZM230 28H232L231 34H229ZM234 28H235V30H234ZM260 28L263 29V30H261ZM208 29H207V31H208ZM220 29H224L226 33L228 32L227 36H226V33L223 34L224 30H220ZM219 30L221 32L223 31L222 34L224 35L223 36L224 37V41L222 40V42L220 41L222 38L219 39V37H218V36H221L222 34L217 35L218 33H221ZM217 31H219V32H217ZM234 33H236V34H234ZM238 33H239V37L237 35ZM240 34H242L243 36H245V38L242 37V36H240ZM214 35H216L217 38H215ZM257 35H258V37H257ZM200 36H201V38H200ZM211 36L212 37L214 36V40H215L216 43L214 42V40L212 41V39H211L212 37ZM225 36H226V39L227 40L230 39L232 42L230 41V43H229V40H228V42H225ZM229 36L230 37L232 36L233 38L232 37L230 38ZM259 36H261V37H259ZM208 38L211 39L209 43L207 41ZM239 39H240V41H239ZM260 39H261V41H259ZM180 40H181V42L179 44V41ZM182 40L184 41V43L182 42ZM187 40H189V38ZM194 40L196 42H198V43H196ZM192 42H194V43H192ZM223 42H225V43H223ZM150 44L151 45L148 44L149 45L148 46L149 48H151L153 46L152 43H150ZM185 44L188 45V46H186ZM190 44H191V46H190ZM154 45H155V43H154ZM169 45H170L171 49L169 48ZM178 45H180V47H178ZM131 46H134V45H131ZM135 46H136V43H135ZM157 46H159L158 43H157ZM165 46H167V47H165ZM175 47L176 48L178 47L177 49L179 51H177V49L175 50ZM167 48H169L170 50L169 49L167 50ZM130 49H131V47H130ZM140 50H138V51H140ZM171 50H173L172 53H171ZM142 53H143V55H142ZM165 53H167V55ZM177 53H178V55H177ZM194 54H195V56L193 58V55ZM131 58H130V60H131ZM179 59L181 61H179ZM195 59L197 60L198 65H197V62L194 61ZM141 60H143V62ZM158 60H159V62H158ZM137 61H138V63H137ZM186 62H188V64ZM172 63H173V65H172ZM152 64H154V66ZM135 65H137L138 68H136ZM139 65H140V67H139ZM193 65H195V66H193ZM141 66L143 68H145V69L142 70L141 69ZM198 66H200V67H198ZM194 67H197V69L194 68ZM116 68H117V66H116ZM166 68H167V70H166ZM198 68H200V69H198ZM141 71H143V72H141ZM185 71H188V72H185ZM199 71H200V73H199ZM208 71H210V72H208ZM129 72L132 75L135 73L133 75V77H132V75H130ZM192 73H195V74L193 75ZM127 75H128V77H127ZM141 75H143V76L141 77ZM190 75H191V77H190ZM130 76H131V80H129L130 79L129 78ZM170 76H171V78H170ZM192 77H193V79H192ZM194 77L196 78V80H194L195 79ZM132 78H134V79H132ZM146 78H148V79H146ZM173 78H176V80L173 79ZM110 80H111V85H112L113 84L112 83V79H110ZM119 80H120V78H119ZM191 81H192V83H191ZM116 82H114V83L116 84ZM152 82H153V85H152ZM190 83L193 85V88H192V85ZM115 84H113L114 87H116ZM130 85H131V87H130ZM174 85H175V87H174ZM217 85H218V87H219L220 90L218 89ZM219 85H221V86H219ZM126 86H128V87H126ZM216 87H217L218 90L216 89ZM212 88H214V90ZM121 89L123 90L124 93L121 91ZM131 89H132V91H131ZM223 91H225V92L223 93ZM115 92H116V89H115ZM136 92H137V94H136ZM174 92L177 95H175ZM220 92L223 93V95ZM133 94H134V96H133ZM172 94H173V97L171 96ZM127 95H129V96H127ZM141 96H143V97H141ZM165 96H166V98H165ZM111 98H112V95H111ZM115 98H117V97H115ZM115 98H114V100H115ZM129 98H131L130 99L131 100V104L129 103L130 105H127V106H129V109L127 108V106L125 107L126 110H127V111H125L124 108H123V103H124V105H125V103L128 104V99ZM146 98H147V100H146ZM169 98H170V101H169ZM137 100L140 101L139 102L140 105L138 104ZM117 101H118V98H117ZM136 102H137V104H136ZM144 102H145V104H144ZM146 103H147V105H146ZM119 105L122 106V107L120 108ZM138 105H139V107H138ZM130 106L131 107H134V108L132 109ZM175 106H176V108H175ZM101 107H102V103H101ZM165 107L168 108L167 110H169V111H167ZM170 107H171V109H170ZM96 108L98 109V107H96ZM96 108H95V110H97ZM219 108H221V109H219ZM122 109L124 110V113L125 114H122L121 113V110ZM130 109H131V111H130ZM223 109L224 110L226 109L224 111V114L225 115L224 114L222 115V112H223L222 110ZM140 110H142V112ZM159 110L161 112H159ZM101 111H103V110H101ZM101 111H98V113L100 114ZM219 111H220V114H219ZM225 112H227V115H226ZM96 113H97V111H96ZM114 113H115V115H114ZM124 115H125V117H123ZM137 115L140 116L142 122L137 119ZM95 116H98V115L96 114ZM103 117H105V115ZM94 118L92 120V124L94 123L93 121H95ZM123 118H125L126 121H125V119L123 121ZM153 118H155V119H153ZM110 120H111V118H110ZM155 120H157V121L155 122ZM252 120H253V122H252ZM103 121H105V120H103V118L100 121L99 120L98 121L96 120L97 123L95 122V125H92L91 124V127H90L89 131H92L93 132V129H95L97 131L96 127L97 126H100V124H98V122L100 123V122H103ZM118 121H120L123 124L119 126L118 123L120 124V122H118ZM143 122L144 123L147 122L146 124H147L148 127ZM103 123H101V127L100 128H102V124ZM126 124H127V126H126ZM114 126H116V128ZM122 127H123V130H122ZM132 127H134V128H132ZM100 128H98V130ZM117 129H119L120 131L122 130L123 133L120 132V131H118ZM105 130L103 132L106 133ZM115 130H116V132H115ZM136 131H138V132H136ZM246 131H247V133H246ZM129 132H130V134H129ZM254 132H255V134L253 135ZM100 133H102V132H100ZM117 133H121V134L118 135ZM245 133L246 134H250L251 137L249 135L248 136L250 137V140L251 141L249 139H247L249 137L246 138V136L244 135ZM252 135L255 138H252ZM121 136H123V138H120ZM114 138L115 139L118 138L117 139L118 141L117 140H114ZM132 138L135 139L134 142H136V145H135L134 142H133V145L130 144L133 141ZM138 138H139V140H137ZM90 140H93V139H89V141ZM120 141H121V144L122 145H119L120 144ZM122 141L123 142H126V143H123ZM116 142H118L119 144L116 143ZM93 143L91 144V146L93 145ZM112 143L115 145L114 147L112 146ZM102 144L104 145V143H102ZM102 144H100V145L102 146ZM151 144H152V146H151ZM245 144H247V145H245ZM140 145H141V148H140ZM250 145H251V147H250ZM144 146H145V148H144ZM252 146H254V147H252ZM95 147H97V144L95 145ZM95 147H94V150L95 151H97V150L99 151V148L100 147L99 148L97 147L98 149H96ZM128 147H130L129 148L130 150L128 149ZM257 147H259V148L256 149ZM260 147L263 148V149H261ZM85 148L87 149L86 146H85ZM85 148H84V152H85ZM89 148H91V147L89 146ZM89 148H88V151H89L88 153H91V151L89 150ZM102 148H104V150L106 149L104 146ZM252 148L255 149V150H252ZM179 150H180V152H179ZM257 150L260 151L259 153H261L259 157L256 155L257 154ZM127 151H129V152H127ZM248 151H249V154H248ZM106 152H107V150H106ZM252 152H254L255 154L252 153ZM86 153H87V151H86ZM88 153L86 155L87 157L89 156ZM97 154H99V153L97 152L95 155H97ZM116 154L114 156L115 159H116ZM92 155L93 154L90 155V158H91ZM106 155H107V158H106L107 159L106 162H107L108 159H109L108 158V152L106 153ZM129 155H128V157H129ZM138 155H140V156L138 157ZM84 156L85 155H83V161H86L87 157L85 159ZM110 156L111 155H109V157ZM212 156H213L214 160H216V161H214L212 158H210V159H212V161H213L212 163H214L215 166L211 163V161L209 159V157H212ZM262 156H263V158H261ZM121 157L119 156L120 159H121ZM136 157H137V161H136ZM215 157H218V159H215ZM253 157H254V159H253ZM88 159H89V157H88ZM139 159H142L143 161H140ZM148 159H150L151 161L149 160L150 161L149 162ZM90 160L91 159H89V162H90ZM252 160H254V161H252ZM83 161H82V163H83ZM118 161H119V159H118ZM109 162H111V164H112V165H110V163H108L109 166L112 167V168L111 167L110 168L115 171V168H117L116 166H118L119 164L116 165L117 163H114L115 160H113V161L112 160H109ZM133 162H135V163H133ZM82 163L80 164V162H79L77 164L78 167H79V165H82V167H83V164ZM86 163H87V161H86ZM137 163H138V166H137V169H136ZM84 164H85V162H84ZM108 164H106V165L108 166ZM252 164H254V165H252ZM132 166H133V168H135L134 171L132 169ZM139 166H140V169H139ZM177 166L179 168H177ZM250 166H252V168ZM259 166H262L263 167V170ZM86 167H87V165H86ZM113 167H114V169H113ZM90 168H92V167H89V169ZM128 168H130V169L127 172V169ZM218 168H219V170H218ZM254 168H255V170H258L259 173H256L257 171L255 172L254 171ZM111 169H109V170H111ZM124 169H126V170L124 171ZM148 169H149V172H148ZM175 169H177L176 172H175ZM252 169H253V171H252ZM171 170H172V172H171ZM85 171L83 169V174L85 173ZM91 171L93 172V170H91ZM218 171H220V172H218ZM116 172H113L112 171V174L113 173L116 174ZM173 172H174V175H173ZM143 173H144V178L142 179ZM169 173L172 174L173 176H171ZM175 173H176V176H175ZM209 173H211V174H209ZM251 173L252 174L253 173L257 174V177L254 176V178H253ZM260 173H261V175L259 176ZM108 174H110V173H108ZM112 174H110L109 176L110 177L113 176V178H114L115 177L114 176L115 174H113V175ZM136 174H138V175H136ZM145 174H147L146 179H145V176H146ZM208 174H209V176H208ZM131 175H132V177H134V175H136V178L134 177L135 180H136V182H134L135 180L131 177ZM153 175H154V177H152ZM83 176H84V178H87V174L86 175H83ZM88 176H90V174ZM92 177H94V176H92ZM118 177H117V179L115 177L116 181L118 180ZM123 177H126V178L124 179ZM207 177H208V180L209 181L207 180ZM210 177L212 178L211 180H210ZM233 177L235 179H234L233 184H231V182L233 181ZM259 177H262L261 180H260ZM84 178L81 177L80 179H83V182H85V180H87V179L84 180ZM227 178H229V179H227ZM256 178H258L260 180V182L258 180H256ZM94 179H95V177H94ZM97 179H98V177H97ZM141 179H142L143 182L141 181ZM144 179H145V181H144ZM108 180H109V178H108ZM214 180H216V181L218 180V182H216ZM248 180H249V182H248ZM221 181H224V182L219 183ZM256 181H257V183H256ZM94 182H96V181H94ZM189 182H191V183H189ZM246 182L249 183V186H248V183L246 185ZM92 183H93L94 186L92 185ZM111 183H112V181H111ZM156 183H157V185H156ZM113 184H116V182L115 183L113 182L112 185ZM151 184H152V187H151ZM195 184H197V185H195ZM224 184H226V185H224ZM254 184H255L256 187L255 186H252ZM159 185H160V187H159ZM259 185H260L262 191L260 190V187L258 188ZM147 186L150 187L149 188L150 189L149 192L147 191V188H148ZM71 187H73V185ZM112 187H114V186H112ZM245 187L247 189L248 188H250V189L245 190ZM262 187H263V189H262ZM154 188L156 189V191H155ZM115 189H116V187H115ZM125 189H126V191L128 190V192H126ZM77 190H76V192H77ZM87 190L88 191L90 190V191L88 193H86ZM117 190H119V189H117ZM256 190H257V193L255 192ZM66 191H67V188H66ZM91 191H92V193H91ZM145 191L148 192L147 195H146V192ZM154 191H155V193L157 195L154 194ZM83 192H85V195H83ZM106 193L109 195V191L108 192L106 191L105 193L98 192V194L100 196V200H99L98 194L95 193V195H97V197H98V201L104 200L105 197L107 196ZM149 193H150V195L152 194V196L154 194V196L151 197L152 199L150 198ZM165 193L169 197L166 196ZM100 194L102 195V197H101ZM124 194H127V197L128 198H131V195H132V199L133 200H129L127 197H124ZM74 195H76V197ZM103 195H104V197H103ZM135 195H137L138 198L137 197L135 198L134 197ZM139 195L140 196H143V197L145 196L146 200L148 199L147 201H145V198H142V201H144L145 203L146 202H148V203H146V205H145L144 202H142L140 204L142 206V208H144V210H143L144 212L142 211V208H140L139 204H135V202L136 203H140L141 202V200H140L141 198H139ZM97 197H95V198H97ZM154 197H156V198H154ZM163 197H164V199L166 201H163L164 200ZM76 198H79V199L81 198L82 201L81 200L79 201V199H76ZM92 198H93L92 200L94 201L95 198L93 196H92ZM157 198H158V200H157ZM251 198H253V202L251 201L252 200ZM70 199H72V203H74L75 205H73L71 203V200ZM150 199H151V203L153 202L154 203V207L156 208V212H155L156 215H154V214L152 215V213H154V211H153L154 210L153 209L154 207L150 203ZM256 199L260 203L257 202ZM89 200H91V197H89ZM96 200L97 199H95V201ZM131 202L132 203L134 202V204H132ZM84 203L85 204H88L89 203L88 205H86V208L85 209H84V207H85V204ZM99 203H101V202H99ZM125 203H126V206H128L127 203H131L132 204V206H131V204L129 205V207L131 209V210H129V212L127 210V207H126V209H124V207H123L125 205ZM165 203H166L167 206L165 205ZM262 203H263V205H262ZM76 204H78V205L80 204L81 207H78L77 206V208L81 209V211H80L81 213L79 212V209L74 208V206L76 207ZM142 204H144V205H142ZM148 204H149V206H148ZM173 204L175 205V207H174ZM257 205H259V206H257ZM261 205H262V207H261ZM159 206L161 207V209L163 210V212H162V210L160 211V207ZM180 206L182 207V209H179V208H181ZM148 207H150V208L148 209ZM165 207H167V208H165ZM203 207H205V208H203ZM252 207H253L254 210L252 209ZM259 207H261V208H259ZM89 208H91L89 211H94L95 208H96V212H97V209H98V212L101 213L100 216L103 217L102 219H100L99 213H97L96 215H94L95 217H97V215L99 216V218L97 217L96 220L93 221L96 225H94V223L92 222L93 224H92V226H90L91 223L89 221V218L90 219L93 218V220H94V216L93 217L91 216V215L94 214V212L93 213L92 212H89L87 210ZM175 208H177V209H175ZM172 209L174 210V212H176L178 210L175 213V215L174 214L173 215L171 214V211L173 212ZM203 209L206 210L205 213H206L207 216L205 215V217L203 216V214H204L203 213ZM247 209H249V211H248L249 213L247 212ZM258 209H259V211H258ZM145 210H146V212H145ZM157 210H159L161 213H159V211H157ZM187 210L190 212V213L188 212L189 214L187 213ZM195 210H197V211H195ZM75 211H77L78 213L81 214V215H78L79 221H77V222L75 220H77L78 217H77V212L75 213ZM215 211H218L219 212V215H217V217H216V213L218 214V212H215ZM223 211H225V213ZM82 212L84 213L83 214L84 216L82 215ZM86 212L88 214H90V216L88 214H86ZM124 212H121V213H124ZM180 212H181V215H178V213H180ZM138 213H140V214H138ZM149 213H150V215H149ZM167 213H170V216H169L170 218H171V215H172V218H173L174 222H172L171 224H173V226H171V224H170V220L171 219L168 218ZM196 213H200V215L199 214H196ZM211 213H213V214H211ZM253 213H256V214H253ZM71 214H72V211H71ZM108 214H109V212H108ZM108 214H107V216H109ZM160 214H162V217L160 216ZM252 214L254 215V217H253ZM158 215H159V217H158ZM176 215H178V217H181V218H177V220H176L175 219V216ZM194 215H195V217H194ZM208 215H210L212 218H209L210 216L208 217ZM142 216H143V218H142ZM150 216H152L151 218L154 217L155 221H154V219L152 220L150 218ZM185 216H186V219H184ZM197 216L198 217L200 216V217L198 218ZM245 216L247 217V219H248V216H249V218H252V219H255V217H256V221H253L252 219H249V221H246V217ZM263 216H264V213H263ZM145 217H147L146 220H145ZM203 217H204L206 223L204 222V220H201V218L203 219ZM221 217H224V218L222 219ZM86 218L88 219L87 220L88 222H86V220H85ZM213 218L214 219L217 218V220L219 222L220 221H222V222L224 221V222H226L228 224H226V223L223 222L224 225H221L222 226L221 227L220 224H222V222L219 223V222L216 221L215 224H213V222L212 223L211 222H208V220L209 221H213ZM241 218H242V220H241ZM97 219L102 220V222H99ZM142 219H143V221H141ZM160 219H162V221L165 219L166 220V221L164 220L165 223L163 224L164 221L162 222ZM167 220H168V222H167ZM182 220H185V222H183ZM243 220H244L245 226H244V224H242L243 223ZM250 220H252V221H250ZM96 221L99 222V225L101 226L100 229H101V233L103 235L102 238L105 239V240H107V241L108 240L110 241V242L108 241V243L106 241L107 244L106 243L105 244L107 246L106 245H103L102 248H101L102 242H100V240L94 242L95 237H96L97 240L100 239V238H97L98 236H94L96 234L98 235V232H100L99 229H98L99 228V225L96 223ZM124 221H126V222H124ZM146 221H147V223H146ZM200 221L201 222L202 221L204 222V223L202 222L203 225H202V223ZM257 221L258 222L260 221L259 224L256 223ZM74 222H76V223H74ZM123 222L127 224V225H125V230L123 229V227H124V225L122 224ZM160 222H161V224H160ZM83 223H81V224H83ZM86 223H88V224L90 223V225H88V224L86 225ZM100 223H102L103 225H101ZM105 223H107L106 226H105L106 229L105 228L103 229ZM168 223L170 225H168ZM174 223L175 224H178V225H176L177 228L175 227ZM198 223H200V224H198ZM230 223H231V227L232 228L229 225ZM152 224H153V227L154 228L152 227ZM157 224L158 225L160 224V226H162V227L158 226L159 227L158 228V233L161 231L162 234L161 233H159V234L163 235V237H161V236L158 237L159 234H155V233H157V231L155 230V226ZM97 225H98V228H97V231L98 232L96 234H94L95 231H96V229L93 226H97ZM121 225H123V227ZM213 225L214 226L216 225L215 228L217 229L215 231L212 228L214 230L215 234L213 233V230L211 229V227H213ZM127 226H129L130 231L133 233L132 234V235H134L133 238L135 237V239L137 240L138 239V235L141 236V238L139 237V240H137V241H134V239H132L133 242H134V244H135V242H136V244L139 243V242H143V244H145L144 241L147 243V240L145 238H147L149 240L148 242L153 241L150 244L151 251L149 250V247H148L149 246L148 245L149 243L147 244L148 246L147 245L144 246L143 244L139 243L142 247L138 245L140 247L139 248L136 245L137 246V249H136V246H135V250H134V244H133V242L132 243L130 242L131 240H129L128 243H127L128 240H126V242L124 241L125 239L131 237V236L128 237V235H127V233L129 235H131V232L129 231V228H128V231H127ZM137 226H138V224H137ZM167 226H168V229H170V233L171 234L169 233V230L166 229ZM255 226H258V227H255ZM141 227L142 226H139L138 227V229L139 228L141 229L140 231H142V228ZM147 227H148V229H147ZM179 227H180L181 230H179V232H178ZM227 227H228V229H227ZM250 227H252V228L249 229ZM194 228H196V229H194ZM222 228L224 229V231H223ZM244 228H247V229L244 231ZM174 229H176L175 231H177V234L180 233L181 231L182 232L184 231L183 234L189 233V235L187 234V235L183 236V235H181V233H182L181 232L180 233V238H179V234L178 235L175 234ZM225 229H226V233H225ZM237 229H238V231H237ZM252 229H254V232L255 233H256V231L258 232V233L255 234L256 236H258V238H259V235H261V237H260L259 240L261 241V243L263 242L262 243L263 245L260 244V242L257 239H256L257 245H256V241H253V240H255L254 239L255 236L253 237L254 234H253ZM185 230L187 232H185ZM227 230H228V232H227ZM229 230H230V232H229ZM240 230H243V233ZM262 230H263V232H262V234H260ZM74 231L72 230L73 234H75ZM163 231H165L166 233L164 234ZM231 231H233V232H231ZM78 232H79V230H77V233ZM172 232H174V235L176 236V238H174L175 236H172L171 237ZM81 233H78V234L81 235ZM146 233H147V236H146ZM167 233H168V236H170V239H172V242H171L170 239H169L170 241L168 239L166 240L165 237L167 236ZM235 233H237L236 235L238 237L235 235ZM115 234L118 235V232L117 233L115 232ZM243 234H246V236H245V239H247L246 241H249V239H252V243L254 242V245L255 246L252 247L253 244L251 243V240L249 241L250 243L248 242V244H246L244 242L245 239L243 240L244 237L242 238V240H243L242 241V244L244 242L245 243L244 245H246L247 248H248V245L250 244L251 246H249V247L253 249V250L252 249L251 250L253 252H254V250H256L255 252H257V253H253L251 251V253H253L251 255L250 250H248L249 248L246 249V252H245V248L246 247L244 248V245L242 246L243 248L240 251L239 247L241 246V243H239L238 241L241 240L240 236L243 235ZM149 235H151L149 238L152 237L151 240L148 238ZM153 235H155V238H154ZM215 235L216 236H219L220 235V237L218 238ZM248 235H250L251 237H248ZM99 236H101L100 233H99ZM104 236L105 237L107 236V238H109V239L104 238ZM184 237H186V240H188V245H187V241L184 239ZM187 237L189 239H187ZM196 237H197L198 242L196 241ZM221 237L222 238L225 237V238H223L221 240ZM83 238H81V239H83ZM227 238H229V240ZM236 238H238V241H237ZM156 239H158V240L156 241ZM182 239H184V240L182 241ZM262 239H263V241H262ZM84 240H83V242H84ZM160 240H161V242L162 241H164V242L161 243ZM175 240L176 241H179V242H182L181 243L182 245H180L179 242H178V244H176L177 242L175 243ZM104 241H103V243H104ZM167 241H168V243H169L170 246H167L168 245L167 244ZM189 241H191L190 244H192L193 246L189 244ZM205 241L206 242L208 241V242L207 243H204ZM79 242L81 243V241H79ZM114 242H117V241H114ZM165 242H166V244H165ZM173 242H174V244H173ZM201 242H203V243H201ZM95 243H96V245H95ZM153 243H155V244H153ZM209 243H210V245H209ZM235 243H237L238 245L236 246ZM129 244H130V246L133 247L132 250L135 251V254L133 253V255H131V258H130V254H128V253L127 254H122V252L124 253L123 247L126 246V249L125 250L127 251V246H129ZM172 244H173V247H175L177 245V247L175 249H177L178 246L180 245L179 247L182 248L181 250L183 251L184 254L186 253V251L188 252V249H189L190 250V253L193 256L192 258L194 260L191 258V254L186 253L185 254L186 256H184L180 252L181 250L179 251V249H178V253L180 252L181 254L180 253L179 254L182 255L181 258L184 256L185 259L183 257V259L181 260V262L180 261L177 262V260L180 258V256H179V254H176L175 250L172 247ZM84 245L85 244H83V245L81 244L79 246V247H81L82 252L79 253L81 250H79V252H78L79 253V256L78 257H80V258L82 257V259L80 260L81 261V264H86L84 261L87 260V258H89L88 259L89 261L91 259L89 257V256H91V254L89 256H87L89 254V252L86 251V248L84 247ZM108 245L109 246L112 245V246H110L111 248ZM82 246H83V248H82ZM152 246H155V247L152 248ZM164 246L167 247V251L164 248ZM217 246L218 247L219 246L220 247H223L222 248L223 250H224V247H225V249H226L225 250L226 251L225 254H224L223 250L222 251L220 250V253L223 254V257L226 256L225 259L223 257H218V254H216V251L219 250V248ZM107 247L112 250L111 251L112 253L109 252L110 249H107ZM114 248H118L119 250L118 249L114 250ZM145 248H147L148 251H147V249L145 250ZM157 248H158V250H157ZM230 248H231V250H230ZM254 248H256V249H254ZM83 249L86 251L85 254L83 253ZM129 249H130V247H129ZM162 249H163L164 252H162ZM170 249L172 250V252H171ZM260 249L263 250V251H261ZM132 250H131V252H132ZM242 250H243V253H242ZM113 251H117L119 254L118 255H116L115 253L113 254ZM140 252H142V253L143 252H145V253H148L149 252V253L148 254H145L144 253L147 257L145 255H142V257H141ZM170 252H171V254L174 253L173 256L175 255L176 259L173 256H172V258L175 261H173L172 259H168V257L165 255V253H166L169 256ZM193 252H194V254H193ZM213 252H214V255H213ZM244 252L245 253L248 252L250 254V255L247 254V256L249 255L248 258L251 257L250 258L251 260L248 259L247 256H245L246 254ZM220 253H219V255H220ZM259 253H261V255H259ZM80 254L82 256H80ZM171 254H170V256H171ZM222 254L220 256H222ZM242 254H244L243 255V259L244 260L241 257ZM254 254H256V256ZM85 255H86V258L84 257ZM110 255L111 256H114L115 259L112 258ZM176 255H178L179 258ZM215 255H216V258L219 259L218 261H217V259H215V257L213 258V256H215ZM123 256H124V258H123ZM132 256H134V257L132 258ZM160 256H161L162 259L160 258ZM165 256L167 257L168 260L166 259ZM210 257H212V258H210ZM83 258H85L84 261H83ZM149 258H150V260L148 261ZM163 258H164V260H163ZM245 258H246V260H245ZM211 259H213V260L211 261ZM220 259H221V261H220ZM97 260H95V262ZM112 260H114V261H112ZM165 260H166L167 263L165 262ZM89 261H87V263ZM132 261H133V263H132ZM137 261L135 263L138 264ZM193 261H195V262H193ZM124 262H122V264H124ZM161 262H163V263H161ZM91 263H89V264H91Z\"/></svg>", "mask_w": 264, "mask_h": 264}]
</instances>
